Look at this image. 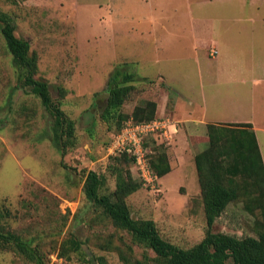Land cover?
I'll return each instance as SVG.
<instances>
[{
	"label": "rangeland",
	"instance_id": "374dc122",
	"mask_svg": "<svg viewBox=\"0 0 264 264\" xmlns=\"http://www.w3.org/2000/svg\"><path fill=\"white\" fill-rule=\"evenodd\" d=\"M163 2L168 13L177 17L186 13L185 0ZM146 7L144 0H0V10L14 18L15 34L27 40L38 56L36 76L49 83L53 98H61V109L75 121L74 144L62 155L50 140L52 117L31 88L22 86L0 35V213H8L0 217V224L38 244L46 264H51V254L70 232L84 242L83 252L104 256L105 264H122L116 251L102 249L113 227L90 223L94 212L82 190L88 170L106 175L103 191L115 186L106 167L114 155L107 147L115 131L99 119L110 74H135V89L122 106L125 114L147 100L158 106L166 89L188 97L199 92L191 44L186 41L183 51L171 53L155 38L146 40L150 27L144 19ZM177 22L178 28L188 30L187 16ZM159 74L165 80H158ZM190 122L184 126L199 136L193 155L191 149L179 159L168 154L171 170L159 177L158 191L143 184L132 165L141 186L127 197L135 218L153 220L165 239L185 248L202 239L206 229L193 157L208 146V138L205 125L192 128ZM148 143L155 153L161 147L168 149L153 140ZM254 221L241 201H233L216 219L213 231L255 235ZM113 239L117 242V235ZM131 246L138 259L154 255L150 249ZM84 263L76 254L67 260V264ZM0 264L31 263L4 250Z\"/></svg>",
	"mask_w": 264,
	"mask_h": 264
},
{
	"label": "trees",
	"instance_id": "16d2710c",
	"mask_svg": "<svg viewBox=\"0 0 264 264\" xmlns=\"http://www.w3.org/2000/svg\"><path fill=\"white\" fill-rule=\"evenodd\" d=\"M15 31L13 16L0 10V35L12 57L19 81L23 87L31 88L52 117L50 140L63 155L74 144L75 121L61 109V98H53L49 83L36 76L38 56L30 50L29 42L17 36ZM135 79V74L129 72L112 73L108 79L107 97L99 119L115 134L129 118L141 122L156 116L154 100L135 105L129 114L122 112L124 102L135 89L132 84ZM60 92L63 97V90ZM250 128L248 123L207 124L208 146L193 157L206 229L202 239L188 248L165 239L153 220L132 215L127 197L141 186V182L132 174L134 159L131 155L121 152L109 156L107 172L115 180L111 191H103L105 174L88 170L82 190L94 212L90 223L111 225L114 230L104 239L102 249L116 251L122 264H264V166ZM149 163L158 178L171 170L163 147L149 158ZM233 201H241L244 209L255 216L252 228L255 235L237 237L213 231L214 222ZM7 214L1 212L0 217ZM116 235L118 240L114 242ZM83 243L70 232L54 253L66 263L71 254H76L85 261L84 264L96 260L98 264H105L104 256L83 252ZM132 244L150 249L154 255L144 254L138 259L134 257ZM4 250H12L31 264H46L38 244L0 224V252Z\"/></svg>",
	"mask_w": 264,
	"mask_h": 264
},
{
	"label": "crops",
	"instance_id": "0c3cea01",
	"mask_svg": "<svg viewBox=\"0 0 264 264\" xmlns=\"http://www.w3.org/2000/svg\"><path fill=\"white\" fill-rule=\"evenodd\" d=\"M144 1V19L150 24L144 38H155L171 53L183 51L189 42L197 62L198 94L188 97L177 91L173 95L174 89H166L157 106L156 112L178 125L167 154L179 159L191 149L193 155L199 136L189 133L186 121H191L192 128L209 123H248L264 166V0H185L186 13L179 17L187 16V31L177 27L179 17L167 12L163 0ZM213 48L217 54L210 56ZM158 80L165 78L159 74Z\"/></svg>",
	"mask_w": 264,
	"mask_h": 264
},
{
	"label": "built area",
	"instance_id": "2783aa9c",
	"mask_svg": "<svg viewBox=\"0 0 264 264\" xmlns=\"http://www.w3.org/2000/svg\"><path fill=\"white\" fill-rule=\"evenodd\" d=\"M210 56H215L217 50H210ZM178 132L177 123L167 115L155 116L151 120L134 122L131 118L124 122L122 128L113 135L107 151L109 154L125 152L134 159V168L138 178L146 186L158 191V176L150 167L149 158L155 154L154 145L171 146ZM51 264H67L57 253L51 254Z\"/></svg>",
	"mask_w": 264,
	"mask_h": 264
}]
</instances>
